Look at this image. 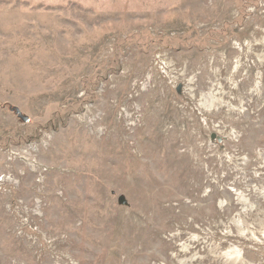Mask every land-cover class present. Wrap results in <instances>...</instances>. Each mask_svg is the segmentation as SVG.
I'll return each mask as SVG.
<instances>
[{"label": "rangeland", "instance_id": "1", "mask_svg": "<svg viewBox=\"0 0 264 264\" xmlns=\"http://www.w3.org/2000/svg\"><path fill=\"white\" fill-rule=\"evenodd\" d=\"M0 264H264V0H0Z\"/></svg>", "mask_w": 264, "mask_h": 264}, {"label": "water", "instance_id": "2", "mask_svg": "<svg viewBox=\"0 0 264 264\" xmlns=\"http://www.w3.org/2000/svg\"><path fill=\"white\" fill-rule=\"evenodd\" d=\"M13 111H15L16 114L19 116V118H21L24 122H27V121H28V118H27V117H24V116L21 114V112H20L19 109L15 108V109H13ZM213 138H214V137H213ZM219 141H221V139H219Z\"/></svg>", "mask_w": 264, "mask_h": 264}]
</instances>
